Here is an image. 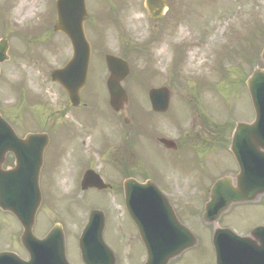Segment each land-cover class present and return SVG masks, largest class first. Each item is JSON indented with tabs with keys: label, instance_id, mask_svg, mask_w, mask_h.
Listing matches in <instances>:
<instances>
[{
	"label": "rangeland",
	"instance_id": "obj_1",
	"mask_svg": "<svg viewBox=\"0 0 264 264\" xmlns=\"http://www.w3.org/2000/svg\"><path fill=\"white\" fill-rule=\"evenodd\" d=\"M55 2L0 0V40H9L11 56L9 62L1 65L0 112L18 134L24 125L34 129L36 119L41 126L51 125L54 110L62 107L57 103L68 102L60 86L50 79L51 72L63 67L70 56L66 38L53 33ZM167 2L170 11L158 23L148 18L144 0H86L87 9L94 13L93 17L110 11L114 4L119 7L110 24L99 21L101 28L97 41L100 45L95 49L117 54L119 50L123 51L127 39L141 45L134 48L131 75L126 82L135 98L143 100L145 97L137 88L144 78L159 82L163 80V75L167 78L170 76V80H176L172 88V98L176 99L171 107L173 118L181 123L188 112L196 107L201 108L207 117L212 116L213 129L226 130L230 138L235 124L254 120L253 107L243 83L252 68L260 65L259 55L264 47V0H175V10L171 8V1ZM156 24L159 27L157 31L154 29ZM157 34V39L145 46L146 41ZM107 78L103 62H94L90 82L82 95L83 101L91 100L93 109L82 126L73 120V116L62 120L57 118L58 126L65 120L63 124L71 125L68 129L70 133L75 136L74 133L79 132L80 137L76 139L77 142L72 140L74 137L66 142L63 138L67 134H63V149L68 154V162L57 170L46 186L47 198L38 213L34 229L36 235L43 236L56 221H62L68 257L73 264H82L78 237L87 211L93 209H101L107 215L104 240L120 257V264H135L144 257L141 246L128 234L118 196L110 191L84 192L81 190V180H78L87 166L100 173L105 180L116 173L99 160V139L104 135L99 128L103 123L99 110L104 109L105 115H111L106 108L104 81ZM20 86H23L24 92L19 91ZM35 98H39V101ZM179 98L182 99L177 100ZM22 114L24 123L22 116H19ZM73 115L79 117L76 113ZM198 122L203 123L201 118ZM82 154H85L84 158ZM80 155L81 161L77 162L76 156ZM151 155L159 157L155 153ZM152 156H145V172L143 175L135 173V177L154 176L155 173L171 176L172 168L177 169L174 162L168 160L159 163L160 159L154 157L155 161ZM214 164L215 169L208 168L209 175L214 176L224 168L235 169L225 152L217 153ZM189 169V174L195 173L200 178L203 176V169L195 163ZM204 170L206 172V168ZM227 215L224 223L236 233H248L264 223V200L253 206L234 209ZM0 223V251L12 250L27 257L18 242L19 227L15 219L0 213ZM191 228L195 234L201 233L202 244L187 252L181 264H214L209 233Z\"/></svg>",
	"mask_w": 264,
	"mask_h": 264
},
{
	"label": "flooded vegetation",
	"instance_id": "obj_2",
	"mask_svg": "<svg viewBox=\"0 0 264 264\" xmlns=\"http://www.w3.org/2000/svg\"><path fill=\"white\" fill-rule=\"evenodd\" d=\"M100 28L101 26L98 18L92 19L87 25V35L92 42L91 65L96 61H101L104 64V60L108 55V53L97 50L100 45L97 41V34ZM154 29L155 31L159 29L157 24L154 25ZM155 35L154 38H157L158 34L157 36ZM153 41L152 38H150L148 45H151ZM95 46H97V49H95ZM117 54L122 58L125 56L122 50H119ZM154 74L155 73L152 75ZM163 77V80L159 82H156L157 79H151L148 80L144 86L138 84L143 87L141 92L145 97L143 100L133 96L129 98V104L125 111L116 113L107 105L106 108L111 113V115L108 116L104 114V109L99 110L100 116H106L103 118L100 117L103 121V125L100 124L99 128L104 135H102V139H99V159L101 163L109 165L116 171L111 178L109 177V179L105 180L110 188L103 191L104 193L110 191L118 196L119 202H117L118 205L123 208V218L124 223L128 227V234L131 235L136 243L144 250L145 257H142L135 264H146L147 257L138 225L131 218L126 208L125 183L129 181H135L142 185H149L150 188H148V191L152 195L158 196V194H162L165 196L172 209L171 212L173 213V219L169 215V222L172 224L171 227H185L192 233H194V231L191 226L197 230H206V232L209 233V245L213 250L215 264L216 258L212 237L216 227H228V224L224 223L227 214H231L232 210L238 209L239 207L251 205L239 204L232 206L217 222L205 223L202 221L205 215V205L210 199V191L213 185L220 176L231 171L229 168H224L214 176L208 174L207 171L209 167L210 169H215L213 167H215L214 162L217 153L225 152L231 158L235 168L237 166L230 152L232 134L229 138L227 136L229 133L226 131H217L213 129L211 123L212 116L207 117L205 110L201 108L198 109L197 107L187 113L186 119L183 120V122H178L171 115L173 112L171 108L172 103L176 100L172 97L170 106L166 112L155 110L150 97L151 91L162 88L172 89V84L165 81L169 80V78L164 75ZM181 99L182 98H179L177 100ZM186 99L191 100L188 98ZM57 105H62V107L59 108V110H54L51 117V119H53L52 124H46V126H49L48 129L45 125L41 126L38 124L39 122H37L34 129H30L29 126L24 125L19 131V137L22 139L29 134H46L48 136L46 140H30L25 144L31 148H38V150L43 149V155L40 151L35 154L31 152L28 153L27 158L35 161H33V163L30 162L27 166L29 170L22 173L25 179L32 182V184L39 178L43 200L47 198L46 186L56 175L57 170L68 162V154L65 149H63V140L68 142L70 138L74 137L72 140L76 141V139L80 137L79 132H75V136L70 133L68 129L71 125L70 123L63 124L65 120L58 126L57 118L62 120L73 116V120L82 126V122L86 121L85 118L88 119V115L93 109V104L90 99L89 101L81 100L78 107H73L69 99L67 103H57ZM73 113H76L79 117L75 118ZM199 118L202 119L203 123L198 122ZM58 133L61 134V136L58 135ZM63 134H67L66 138H63ZM152 153L159 155V157L156 155L152 156ZM148 155L152 156L151 158L154 160L155 158L160 159L158 161L159 163H166L168 160L174 162L177 169L172 168L174 170L173 176H161L155 173L154 176L135 177V173L144 174L146 168L144 166L145 156ZM82 157L84 158V154H82ZM76 160L77 162L81 161V155L76 156ZM193 163H195L198 168L203 169V176L201 178L195 173L189 174L191 170L189 167ZM15 168L16 164L13 155H8L3 164L2 171L4 173H11ZM204 168H206V172ZM178 169H181V172H179ZM120 171H126L125 173L129 176L118 177V175L121 174H119ZM178 172L180 173L179 175ZM42 186L43 188L45 187L46 191L43 190ZM263 200L264 196L252 205ZM169 211L170 210H168V212ZM200 225L202 226L201 228ZM18 226L22 231V227L20 225ZM195 235L197 236L198 244L191 251L199 248L202 244L201 233L199 235L198 232ZM185 255L186 253L179 258L171 260L167 264H181ZM116 256L115 264H120V257L118 258L117 254Z\"/></svg>",
	"mask_w": 264,
	"mask_h": 264
},
{
	"label": "water",
	"instance_id": "obj_3",
	"mask_svg": "<svg viewBox=\"0 0 264 264\" xmlns=\"http://www.w3.org/2000/svg\"><path fill=\"white\" fill-rule=\"evenodd\" d=\"M165 5L164 0H146V6L152 18H160ZM57 14L58 20L54 29L56 32L64 33L69 38L72 43L74 57L64 69L53 72L52 80L58 82L68 93L73 104L77 105L80 101V91L86 85L90 62V45L84 32V22L88 18L85 0H58ZM7 51V41L0 42V63L8 60L6 56ZM261 60L263 67L255 69L247 81V87L255 110V121L252 124H238L234 135L232 152L238 162L240 171L237 175L225 177L224 180L216 184L212 191V200L207 206V219L217 220L231 204L252 202L260 195H264V51ZM107 65L111 73L108 81L110 104L113 109L118 111L124 104H127L128 101L127 94L122 88L121 83L129 74V68L124 61L110 56L107 57ZM163 97L166 100L165 103H154L155 107L167 106L168 94L165 93ZM35 137L37 139H42L41 136ZM33 150V148L22 145V141L17 137L14 130L0 115V166L4 162L6 155L8 153H13L16 157L18 168L22 169L23 163H25L26 160L21 158V155L23 153H32ZM235 180L236 186L233 185ZM130 183L126 184V202L128 207L129 203L134 202L131 193H129V189L131 188ZM1 188L2 182L0 177V209L13 213L24 223V232L21 236V242L30 253L31 257H43L44 253H47L49 258L58 257L59 264H68L65 236L60 224L54 227L51 235L43 242L36 240L33 234L34 216L41 205L38 187V196L35 200L33 214L28 222H24L22 213L30 203L26 198L28 197L26 192L23 193L22 191L15 199H6ZM89 188L101 190L106 187L98 175L93 172H88L83 181V189ZM165 204L167 208L171 209L166 202ZM137 209L138 208L129 207L130 212L134 214ZM141 212H146V210H141ZM171 213L172 212H170V216L172 217L173 213ZM100 214L101 213L97 211L91 213L90 222L79 241L80 249L85 262H87L86 254L97 252L95 253L96 260L93 264H113L114 256L103 241L104 218L102 214ZM183 230L186 231L185 229ZM140 231L143 241L145 242L146 235L143 233L144 231H142L141 227ZM219 233L220 232L217 231L214 238L215 246L218 248V264H249L252 259L259 258L264 260V228L255 230L252 234L253 239H234V241L242 243L239 251L233 256H224V258L219 257V251L223 249L219 247L221 243V241L217 239ZM52 235H57L58 239H53ZM190 237L191 242H189L188 245L177 249L173 248L169 252L168 250L160 248L151 249L149 244L145 242L149 253V264H167L168 260L179 256L182 252L194 246L196 240L193 236ZM95 239L98 246L94 244ZM52 244L55 246H51ZM98 253L99 255L97 256ZM100 254L104 255V257L100 256ZM94 257L93 255V258ZM7 258L19 257L14 253L0 254V264H5L3 261ZM152 258H157L156 262L151 263Z\"/></svg>",
	"mask_w": 264,
	"mask_h": 264
},
{
	"label": "bare ground",
	"instance_id": "obj_4",
	"mask_svg": "<svg viewBox=\"0 0 264 264\" xmlns=\"http://www.w3.org/2000/svg\"><path fill=\"white\" fill-rule=\"evenodd\" d=\"M163 52H164V55H166V56H167V54H168V53H167L165 50H164Z\"/></svg>",
	"mask_w": 264,
	"mask_h": 264
}]
</instances>
